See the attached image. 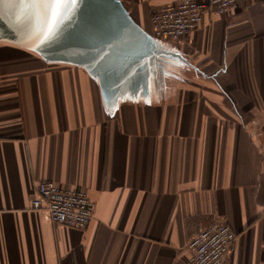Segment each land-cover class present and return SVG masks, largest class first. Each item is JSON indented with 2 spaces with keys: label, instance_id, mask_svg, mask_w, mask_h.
<instances>
[{
  "label": "crops",
  "instance_id": "1",
  "mask_svg": "<svg viewBox=\"0 0 264 264\" xmlns=\"http://www.w3.org/2000/svg\"><path fill=\"white\" fill-rule=\"evenodd\" d=\"M177 1L83 11L68 61L0 39V264H180L222 219L223 264H264V0L156 37ZM43 181L86 190L88 226L45 221Z\"/></svg>",
  "mask_w": 264,
  "mask_h": 264
},
{
  "label": "built area",
  "instance_id": "2",
  "mask_svg": "<svg viewBox=\"0 0 264 264\" xmlns=\"http://www.w3.org/2000/svg\"><path fill=\"white\" fill-rule=\"evenodd\" d=\"M242 0H178L173 6L154 10L153 34L158 38L188 36L197 31L207 15H225ZM32 208L56 226L85 228L94 218L95 203L84 189L63 187L53 181L36 185ZM237 239L226 220H218L198 232L188 243V256L180 264H223Z\"/></svg>",
  "mask_w": 264,
  "mask_h": 264
},
{
  "label": "water",
  "instance_id": "3",
  "mask_svg": "<svg viewBox=\"0 0 264 264\" xmlns=\"http://www.w3.org/2000/svg\"><path fill=\"white\" fill-rule=\"evenodd\" d=\"M114 0H80L78 6L70 9V14L47 38L42 37L43 25L25 9L19 0H3L0 3V39H9L28 45L49 60H70L72 41L89 39L96 40L87 32L85 25L94 20L82 14L87 10H103L105 14L96 23H102L115 17ZM80 10V12H78ZM98 47L100 44H96Z\"/></svg>",
  "mask_w": 264,
  "mask_h": 264
},
{
  "label": "snow or ice",
  "instance_id": "4",
  "mask_svg": "<svg viewBox=\"0 0 264 264\" xmlns=\"http://www.w3.org/2000/svg\"><path fill=\"white\" fill-rule=\"evenodd\" d=\"M19 2L23 8L32 10V14L43 25L42 37L47 39L67 18L70 9L78 6L80 0H19ZM0 3H3V0H0Z\"/></svg>",
  "mask_w": 264,
  "mask_h": 264
}]
</instances>
